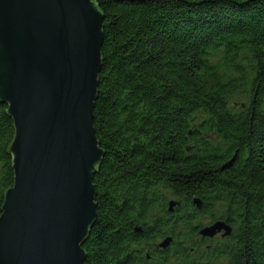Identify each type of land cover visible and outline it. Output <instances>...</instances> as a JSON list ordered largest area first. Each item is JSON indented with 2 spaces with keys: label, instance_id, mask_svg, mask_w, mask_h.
Instances as JSON below:
<instances>
[{
  "label": "trees",
  "instance_id": "trees-1",
  "mask_svg": "<svg viewBox=\"0 0 264 264\" xmlns=\"http://www.w3.org/2000/svg\"><path fill=\"white\" fill-rule=\"evenodd\" d=\"M93 3L103 156L83 264H264V0ZM7 108L0 101V213L14 180ZM193 199L201 216L188 225ZM203 219L234 225L231 248L190 252Z\"/></svg>",
  "mask_w": 264,
  "mask_h": 264
},
{
  "label": "water",
  "instance_id": "water-1",
  "mask_svg": "<svg viewBox=\"0 0 264 264\" xmlns=\"http://www.w3.org/2000/svg\"><path fill=\"white\" fill-rule=\"evenodd\" d=\"M102 21L93 0H0V101L14 126L0 264L85 260L81 245L96 218L92 180L103 156L92 124ZM222 229L231 232L224 221L199 232Z\"/></svg>",
  "mask_w": 264,
  "mask_h": 264
},
{
  "label": "flooded vegetation",
  "instance_id": "flooded-vegetation-1",
  "mask_svg": "<svg viewBox=\"0 0 264 264\" xmlns=\"http://www.w3.org/2000/svg\"><path fill=\"white\" fill-rule=\"evenodd\" d=\"M195 209H193V210L187 209L184 211V216H186L188 225H192L196 221V219H198L201 216L199 214V212L202 209H197L196 207H195ZM225 222H227L229 225H231L233 230L235 229L233 224L229 223L226 220H225ZM210 223H212V222H210ZM210 223H209V225H210ZM202 225H203V223H202ZM199 229H198V231H199ZM198 231H197V234L195 236V239H194V236H192V238L189 241L186 240L187 243H192V242L198 243V245L195 247L190 246V248H189L190 252L199 251V250H203V253H205L206 251L215 252L221 248V244H223L224 251L226 252L227 251L226 249L231 248V246L233 245V243L231 245V241H230L231 238L234 237L232 235H230L229 237H226V236H222V232H220L213 237L203 238V237H200L198 235ZM222 239H224V242L221 243ZM200 245H203V247H201ZM200 254H202V253H200Z\"/></svg>",
  "mask_w": 264,
  "mask_h": 264
},
{
  "label": "rangeland",
  "instance_id": "rangeland-1",
  "mask_svg": "<svg viewBox=\"0 0 264 264\" xmlns=\"http://www.w3.org/2000/svg\"><path fill=\"white\" fill-rule=\"evenodd\" d=\"M169 199H170V198H169ZM171 199H173L175 202H177V199H176V198H172V197H171ZM171 199H170V200H171ZM177 203H178V202H177ZM178 204H179V203H178ZM182 207H183V204L180 206V208H182ZM214 208H215V207H210V209H209V211H208V213H207V216H210V215H212L213 213H214V214L221 215V213H222V209L220 208L219 213H215V212H214ZM203 221H204L203 223L208 222V220H206V219H205V220L203 219ZM159 242H160V241H158V243H159ZM158 243H157V245H158Z\"/></svg>",
  "mask_w": 264,
  "mask_h": 264
},
{
  "label": "bare ground",
  "instance_id": "bare-ground-1",
  "mask_svg": "<svg viewBox=\"0 0 264 264\" xmlns=\"http://www.w3.org/2000/svg\"><path fill=\"white\" fill-rule=\"evenodd\" d=\"M186 209H184V211H185ZM225 221V220H224ZM222 236H224V233H223V231H222ZM222 242H224V239H222V241H221V243Z\"/></svg>",
  "mask_w": 264,
  "mask_h": 264
}]
</instances>
